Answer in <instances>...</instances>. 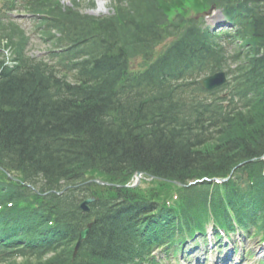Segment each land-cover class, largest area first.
Returning a JSON list of instances; mask_svg holds the SVG:
<instances>
[{
    "label": "trees",
    "instance_id": "obj_1",
    "mask_svg": "<svg viewBox=\"0 0 264 264\" xmlns=\"http://www.w3.org/2000/svg\"><path fill=\"white\" fill-rule=\"evenodd\" d=\"M191 1L198 11L227 3L230 16H253L248 7L244 14L233 3L243 0H114V14L104 18L63 9L55 0H31L33 11L61 20L49 21L61 32L59 40L86 42L83 53L71 47L59 54L58 63L67 68L71 63L73 75L27 57L25 38L15 36L19 30L5 32L15 64L5 65L0 50V166L20 182L8 181L0 171L7 180L0 179V204H15L0 211V237L20 233L15 239L29 234L57 241L50 250L22 251L21 261L10 253L5 264L143 263L131 228L140 217L138 208L150 206L146 197L159 195L168 183L157 182L160 186L147 192L80 187L46 196L30 186L44 193L89 177L123 184L136 171L186 184L225 177L239 163L256 158L212 192L208 185L191 188L185 204L196 217L210 210L223 213L225 206L237 219L257 207L264 213V165L259 160L264 154V15L251 19L252 46L244 57L242 52L236 56L239 65L226 91L208 93L200 83L190 87L178 79L197 64L213 72L227 63L224 52L185 11ZM163 30L181 37L176 48L155 53ZM137 57L144 69L132 72L131 60ZM91 194L98 200L82 213L80 202ZM189 210L160 209L153 225L175 226L179 215L189 226ZM131 211L132 223L126 219ZM89 222L93 232L72 259L79 232Z\"/></svg>",
    "mask_w": 264,
    "mask_h": 264
},
{
    "label": "rangeland",
    "instance_id": "obj_2",
    "mask_svg": "<svg viewBox=\"0 0 264 264\" xmlns=\"http://www.w3.org/2000/svg\"><path fill=\"white\" fill-rule=\"evenodd\" d=\"M86 3L89 0H84ZM62 2L65 5H71L70 0H62ZM109 3L110 0H107L105 3V7L107 8V12H110V8H109ZM85 11L87 13H92V14H96L97 10H98V0H96L95 5L92 7H84ZM106 15V14H105ZM21 20V19H20ZM23 21V20H21ZM223 21V16L220 10H216L213 11L211 13V15H209L207 17V23L211 24L213 27H219L220 24ZM24 25H26V29L29 31L30 30V24L29 23H24ZM48 46H45L44 41L40 38V36L38 34H33L32 38H31V42H30V47L29 50H31L32 52H30V54L32 55H38L41 51H45L46 48ZM143 186H146V184H144ZM244 232V231H243ZM242 231H238L235 234L230 233V239L231 241H233V239H235L236 241V246L239 248L240 245L242 247L243 250L249 252H252L254 249H258L261 246V237L260 236H255V237H248V235H246L245 233H243ZM202 254L198 255L201 256ZM201 258V257H200ZM264 264V263H263Z\"/></svg>",
    "mask_w": 264,
    "mask_h": 264
},
{
    "label": "water",
    "instance_id": "obj_3",
    "mask_svg": "<svg viewBox=\"0 0 264 264\" xmlns=\"http://www.w3.org/2000/svg\"><path fill=\"white\" fill-rule=\"evenodd\" d=\"M224 81L223 77L222 76H218V75H215V76H212V77H209L205 80H203V85L206 89H213L219 85L222 84V82ZM93 199H89L87 200L86 202L83 203V209L84 210H87L88 207L86 206L88 202L92 201ZM90 230H91V225H89L86 229L82 230L81 233H80V238H79V241H78V244H77V247L76 249H78V247L80 246V244L87 238V236L90 234Z\"/></svg>",
    "mask_w": 264,
    "mask_h": 264
},
{
    "label": "bare ground",
    "instance_id": "obj_4",
    "mask_svg": "<svg viewBox=\"0 0 264 264\" xmlns=\"http://www.w3.org/2000/svg\"><path fill=\"white\" fill-rule=\"evenodd\" d=\"M98 10L99 11H104L105 10V0H98ZM135 214V211H131L128 215V217H126L127 220H129L130 223H132V217L133 215ZM125 217H122V218H119L118 220H122L124 219Z\"/></svg>",
    "mask_w": 264,
    "mask_h": 264
}]
</instances>
